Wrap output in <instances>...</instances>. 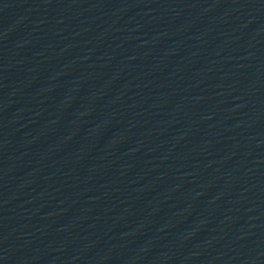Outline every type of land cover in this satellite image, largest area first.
<instances>
[{"label":"water","instance_id":"1","mask_svg":"<svg viewBox=\"0 0 264 264\" xmlns=\"http://www.w3.org/2000/svg\"><path fill=\"white\" fill-rule=\"evenodd\" d=\"M92 264H264V94L167 200Z\"/></svg>","mask_w":264,"mask_h":264}]
</instances>
